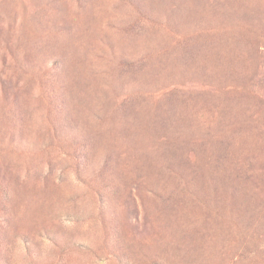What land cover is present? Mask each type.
<instances>
[{
  "label": "rangeland",
  "instance_id": "374dc122",
  "mask_svg": "<svg viewBox=\"0 0 264 264\" xmlns=\"http://www.w3.org/2000/svg\"><path fill=\"white\" fill-rule=\"evenodd\" d=\"M0 264H264V0H0Z\"/></svg>",
  "mask_w": 264,
  "mask_h": 264
}]
</instances>
